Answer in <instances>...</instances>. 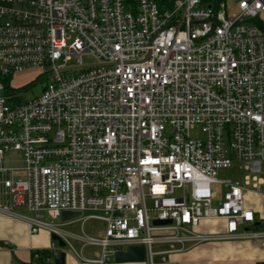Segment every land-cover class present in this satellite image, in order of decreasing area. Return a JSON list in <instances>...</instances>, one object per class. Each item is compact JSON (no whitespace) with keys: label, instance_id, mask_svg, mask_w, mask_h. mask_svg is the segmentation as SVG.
<instances>
[{"label":"built area","instance_id":"2783aa9c","mask_svg":"<svg viewBox=\"0 0 264 264\" xmlns=\"http://www.w3.org/2000/svg\"><path fill=\"white\" fill-rule=\"evenodd\" d=\"M226 7L0 0V215L58 236L82 264L137 246L165 264L177 246L264 240L246 229L264 222L250 200L264 198V0ZM32 70L51 78L40 96L6 93L7 78ZM10 153L23 166H7ZM234 167L243 181L218 178ZM64 211L103 222L102 235L66 230L78 219L62 222ZM210 223L222 232L197 231Z\"/></svg>","mask_w":264,"mask_h":264},{"label":"crops","instance_id":"0c3cea01","mask_svg":"<svg viewBox=\"0 0 264 264\" xmlns=\"http://www.w3.org/2000/svg\"><path fill=\"white\" fill-rule=\"evenodd\" d=\"M263 20L264 14L261 17V23L264 25ZM19 158L18 153H10L6 155L4 163L7 166L20 168L23 164L19 161ZM21 175H23V173L18 172L13 175V178H24V175ZM250 200L254 205L260 201H264V198L253 196ZM19 209L21 210L22 208ZM19 209H15V212L29 215L28 213H25V209H22L24 212H18L17 210ZM258 213L261 215L262 219H264V212ZM212 224L213 223L204 224L197 231L202 233L213 232L215 230H211L210 228ZM219 224H221L223 228L224 225L222 223ZM65 229L74 234L84 231L83 227L78 228V230H73L71 228ZM53 237L54 235L46 231H39L32 235L24 222L16 221L9 217H3L0 215V264H40L39 260L35 259L36 252H39L40 254L56 252L55 254H52L53 259H55L60 255V253L64 252V250H66L64 264H82L70 250L59 247L58 242L55 241ZM75 247L80 250L81 244L75 242ZM51 248L55 251H52ZM99 252L100 249L96 247H84L82 250L83 256L87 258H94L99 254ZM260 263H264V240L240 238L211 243H200L196 245L186 244L184 247L177 246L175 252H171L167 255V263L165 264ZM51 264H54V262ZM107 264L119 263H115L114 257H112ZM123 264H147V262L143 261L138 263Z\"/></svg>","mask_w":264,"mask_h":264},{"label":"rangeland","instance_id":"374dc122","mask_svg":"<svg viewBox=\"0 0 264 264\" xmlns=\"http://www.w3.org/2000/svg\"><path fill=\"white\" fill-rule=\"evenodd\" d=\"M240 0H225V4L227 5L226 10L228 12L229 16H233L238 14L239 9H237V4ZM264 21V20H263ZM95 59L91 56L85 57V62H94ZM73 74H67L68 77H72ZM77 74V73H76ZM43 74H41L38 71H29L27 73L21 74L20 76H15V79L13 80V88L19 89L22 94L21 101L22 102H30L34 98L40 96L43 91L44 87L47 86L51 82V78H44ZM23 176V175H21ZM20 176V177H21ZM246 176V172L244 170L239 169L238 167H234L232 169H223L219 173L218 178L222 181L225 179H232L233 181H243ZM19 178V177H18ZM17 178V179H18ZM3 201V199H0ZM257 209L258 212L263 213L264 212V201H260L253 205ZM18 212H24L22 209L17 210ZM25 213H28L25 210ZM30 214V213H28ZM45 220L46 221H52L53 223H58L59 221L56 220H50L48 216L45 214ZM83 227L86 234L90 236H100L102 235V232L105 229V224L99 220L93 219V220H85L82 222L81 219H78L77 223L71 226H66V228H71L73 230H78V228ZM211 230H215L218 232H222V226L221 224H212ZM243 232V229L241 230ZM170 233V232H169ZM177 246V245H176ZM169 247L167 246H156V250H164L167 251ZM168 255V254H167ZM167 257V256H166Z\"/></svg>","mask_w":264,"mask_h":264},{"label":"water","instance_id":"95a60500","mask_svg":"<svg viewBox=\"0 0 264 264\" xmlns=\"http://www.w3.org/2000/svg\"><path fill=\"white\" fill-rule=\"evenodd\" d=\"M81 216V213H74L70 211H64L61 214L60 220L62 222H69L73 220H77ZM154 225L156 226H166V225H172L171 220H166V221H159V220H154L153 221ZM254 228H261L264 229V222L263 221H256L251 228H246L247 231H253ZM55 241L58 242L59 247L64 248L65 242H63L58 236L53 237ZM66 258V252L60 253L58 257L54 259V264H64ZM145 261V252L143 247H136V248H131L126 251H120L117 252L114 255V262L123 264V263H138V262H143Z\"/></svg>","mask_w":264,"mask_h":264},{"label":"trees","instance_id":"16d2710c","mask_svg":"<svg viewBox=\"0 0 264 264\" xmlns=\"http://www.w3.org/2000/svg\"><path fill=\"white\" fill-rule=\"evenodd\" d=\"M174 1L175 0H157V2L160 5V7H163V8L172 7L173 4H174ZM212 1H214V0H212ZM222 1H225V0H222ZM257 23L260 25V27L262 29L264 28L263 23H261L260 21L259 22L257 21ZM12 83H13V78H11V77L7 78L5 80V87H6V90H7L6 91L7 94H11L12 92H15V89L12 87L13 86ZM46 255H47L46 253H42V257L41 258H39V259L35 258V259L39 260L40 264H45V262L43 260V256H46ZM260 264H264V263H260Z\"/></svg>","mask_w":264,"mask_h":264}]
</instances>
